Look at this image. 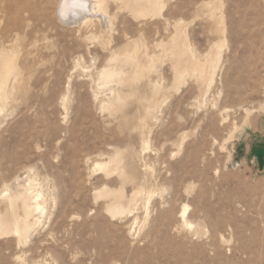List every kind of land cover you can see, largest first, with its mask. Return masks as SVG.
Returning a JSON list of instances; mask_svg holds the SVG:
<instances>
[{"label": "rangeland", "instance_id": "1", "mask_svg": "<svg viewBox=\"0 0 264 264\" xmlns=\"http://www.w3.org/2000/svg\"><path fill=\"white\" fill-rule=\"evenodd\" d=\"M7 1L39 40L0 91V192L44 208L0 219V264H264V0Z\"/></svg>", "mask_w": 264, "mask_h": 264}, {"label": "bare ground", "instance_id": "2", "mask_svg": "<svg viewBox=\"0 0 264 264\" xmlns=\"http://www.w3.org/2000/svg\"><path fill=\"white\" fill-rule=\"evenodd\" d=\"M154 2L159 5V1L154 0ZM4 3L7 4L8 1L0 0V8ZM102 3V0H61L58 6L61 13L60 19L67 24L84 23L93 16L91 11V9L94 8L93 5H96V8L98 9ZM142 11H147V8H143ZM32 16L33 14L29 12L30 19ZM5 24L9 25V29L5 26L0 28V91L7 86L10 75H13L11 73L17 75L22 68L17 61L19 54V41H21V38L28 37L32 38L33 41L39 40V35L34 23L29 22L26 24L22 18L19 22L7 19ZM2 31L3 33H1ZM10 33L12 36L8 38ZM114 74L115 72L110 69H101L97 73L99 77L104 79H110ZM113 99L116 101L119 97L115 94ZM97 165L103 167L106 166V163H98ZM34 190H37L38 192L37 198L34 200H30L28 195L22 196L19 199L10 197L6 198L5 194H2V191L0 192V219L7 228L15 231L24 229V222L21 221L22 217H27L32 211L44 208L41 190L38 188Z\"/></svg>", "mask_w": 264, "mask_h": 264}]
</instances>
